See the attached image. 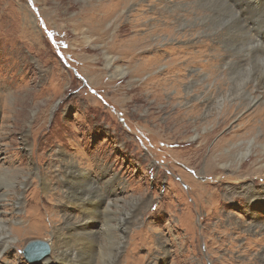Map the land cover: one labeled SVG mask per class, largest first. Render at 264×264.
<instances>
[{
    "label": "rangeland",
    "instance_id": "rangeland-1",
    "mask_svg": "<svg viewBox=\"0 0 264 264\" xmlns=\"http://www.w3.org/2000/svg\"><path fill=\"white\" fill-rule=\"evenodd\" d=\"M106 2L110 3L0 0V168L9 171L0 176V188L9 187L0 200L4 216L13 219L9 227L28 224L26 204H36L30 183L20 188L22 206L15 210L17 196L8 186L16 183L15 174L27 176L32 158L52 178L50 158L60 147L66 152L65 159L60 157V189L69 185L76 193L84 189L88 198L101 197L102 206L112 208L114 223L127 218L118 248L119 231L111 228L112 236H99L102 252L119 250L112 262L106 258L109 264H258L252 257L264 250V241L257 242L264 235V200L231 199L235 194L230 191L241 192L246 186L264 196V103L250 102L247 96L233 100L232 95L231 102L225 99L224 108L218 110L217 91L229 94L227 89L232 84L233 90L241 76L234 74L231 82L211 71L195 76L201 71L195 63L183 68L178 77L181 96L175 99L172 74L167 72L169 46L194 41L182 35V28H174L180 32L178 39L163 30L171 25L166 18L171 8L155 0H126L106 16L101 26L106 34L92 33L85 22L88 17L81 13L91 6L103 4L102 8ZM156 24L159 32L146 37ZM113 29L124 37L145 36L144 58L157 52L159 59L141 73L135 72L142 65L140 59L117 60L114 66L125 70L127 77L116 75L105 59ZM152 75L166 80L159 92L138 88ZM188 79L193 88L185 99ZM247 84L250 92L251 83ZM70 162L89 178L68 180L63 167ZM190 184L200 185L196 191L202 199L195 197ZM38 188L36 199L47 204L53 189L43 193ZM109 198L114 200L110 204ZM65 215L72 218L70 222L81 217L60 199V225ZM56 220L53 216L45 224L35 221L29 231L14 233L15 241L0 264L50 262L44 261L52 259L47 233ZM35 239L45 241L49 252L33 263L25 258L23 248Z\"/></svg>",
    "mask_w": 264,
    "mask_h": 264
},
{
    "label": "bare ground",
    "instance_id": "bare-ground-1",
    "mask_svg": "<svg viewBox=\"0 0 264 264\" xmlns=\"http://www.w3.org/2000/svg\"><path fill=\"white\" fill-rule=\"evenodd\" d=\"M109 1L110 3L106 2L108 4H105L102 8L101 6L103 4L100 6H91L81 13L83 16L88 17L85 22L92 33L97 30L99 34H106V30L101 27L102 23L107 18L106 16H110L112 13L114 14V11H116L118 7L126 3V0ZM130 1L132 2L133 0ZM155 1L156 3H165L166 6L171 8H169L170 15L166 16V18L171 20V25L169 28L163 27V30L178 39L180 32L174 31V28H182V35H188L189 40L194 41L193 43L182 46H169L172 57L169 61L170 65L167 72L172 74L170 75L169 81H171V86L175 88V99L181 96L178 77L182 76L181 72L185 66H189L190 63H195L194 65L198 66L199 70H201L194 74L195 76H204V73L211 71L219 74L221 77H226V81L230 82V77L234 76V74L238 73V77L239 75L241 76L240 81L233 86L235 87L233 90L232 84L231 90L227 89L229 94H223L221 89L217 91L216 98L218 101L215 100L214 104L215 108L218 110L219 108L221 110L224 108L225 99L226 102H231L228 97L232 95L235 97L233 100H238V98L243 99L247 96L250 102L260 101L264 103V0H170L169 4L167 0ZM142 6L143 5L136 9L134 16L142 9ZM81 23H84V21ZM132 23L134 26L137 24L135 22ZM214 24H218V27H213L212 25ZM111 27L114 29L116 28L113 24ZM114 29L112 40L108 43L109 49L108 51L106 50L105 59L107 67L110 66V68H113V70L116 71V75H120L123 78L124 76L125 78L127 77V72L125 70L119 66H114L117 60H127L133 63V61H138L140 59L142 65L138 64L137 67H135V72L141 73L159 59V54L157 52L148 58H144L143 56V53L148 48H143V45L146 47V37L160 30L157 24L147 32L146 37L136 35L124 37L125 35L119 34V32L115 34L117 30ZM216 44H219V47H216ZM151 49L154 50L155 47L153 46ZM113 73L112 75H114ZM165 81H161L157 75H152L141 82L138 88L142 90L150 88L156 93L157 91L159 92V88L164 85ZM247 83H251L252 90H250V92L247 90ZM177 88L178 90H176ZM186 88L185 99H187L189 95L191 96L193 88L192 80H187ZM240 90L241 92L238 93ZM252 93L255 95L253 96ZM212 102L213 100L206 104L207 108ZM120 103L121 102L117 104L120 105ZM248 151L249 149L246 153H248ZM65 153L66 152L60 150L59 147L55 157L50 158V164L52 163V167H54V175L52 178H47L42 168L37 166L38 164L36 165L34 160L29 157L31 160L26 170L27 176L20 175L17 177V174H15L16 183L14 184L11 182V184L8 185L17 196L13 204L17 212L22 206V201L20 199L22 194L21 190L30 183V191L35 195L33 202L35 200L36 204L31 205L32 203L30 204L29 202L26 204L29 209L24 214V217H29L28 224L23 228H11L9 227V223L12 222L13 219L4 216L5 213L2 210L4 201L0 200L1 259H5L4 254L9 251V248L15 241L14 233L19 235L20 232H27L26 229L28 228L29 231V226L32 222L37 221L45 224L46 220H50V217L53 216L57 217V223L60 221V199L64 200L70 206L75 207V209L80 212L81 217L75 218L77 219L75 222H70L72 218L66 216V214V217L63 216L61 225L60 223H56L57 225L55 224L53 226L51 232L49 231L47 233V237L51 240L50 254L52 255V259L45 258L46 260H44L43 258V260L45 262H51V260L52 262L56 261L58 264H109L106 258H110L111 260H109L111 262L117 258L118 249L102 252V247L98 246L99 236L101 234L106 236L107 233L112 236L111 228L119 231L117 232L119 235L118 239H116L117 247H115L118 248L119 244L123 243L122 238L124 237V230L127 228V218L122 219L121 223L117 221L114 223L112 222V208L102 206L103 199L101 197H93L90 194L88 198L84 189H81L80 193H76V191L72 190L74 188H71L69 185L65 186V191L60 189V157L61 159H65ZM243 155L245 156L246 154L243 153L241 156L243 157ZM56 162L59 163L57 169L54 166ZM72 164L73 162H70L68 167H63V173L68 180L72 182L77 180V182H79L78 180L84 178L86 180L89 178V176L84 172L82 173L81 170L77 168L74 169ZM3 172L9 171L6 167H1L0 176ZM83 181L84 180H82V182ZM82 182L80 181V184ZM108 182V179L104 181L106 190L110 188ZM38 186L41 187L43 193H47L51 188L53 189V192L48 196L47 204L45 203L46 200L36 199L38 197L36 195L39 189ZM197 187L190 184V190L194 192L196 198L200 197V194L196 191ZM8 189L9 187L6 189L7 192L9 191ZM186 189H189L188 186ZM6 191L0 188V196L5 195ZM92 192L94 193L95 191ZM241 192L242 194L239 195ZM241 192L231 190L230 194H235V196H231L230 198H235V200L245 198L247 201L254 200L255 202L259 201V203H262L261 200H264L263 195L256 193L252 188L250 189V187L245 186ZM107 197H109V195ZM200 198L202 199V197ZM116 199L119 198L116 197ZM112 201L114 200L109 198L108 204ZM112 205H115V203H112ZM139 209H135L137 213H139ZM137 213L134 215L136 216ZM45 216H47V219H45ZM38 225L37 228H40ZM94 226L98 229H95ZM39 231H41V229ZM260 241H264V235L257 240V242ZM252 259H255L253 263L264 264V250L260 256L252 257ZM50 262L47 264H50Z\"/></svg>",
    "mask_w": 264,
    "mask_h": 264
},
{
    "label": "water",
    "instance_id": "water-1",
    "mask_svg": "<svg viewBox=\"0 0 264 264\" xmlns=\"http://www.w3.org/2000/svg\"><path fill=\"white\" fill-rule=\"evenodd\" d=\"M49 36L53 37L51 33H49ZM59 54L61 55L60 52ZM48 252V244L45 241L39 239L28 241L23 248V254L25 258L33 263L38 262V260H40L44 255L48 254Z\"/></svg>",
    "mask_w": 264,
    "mask_h": 264
}]
</instances>
